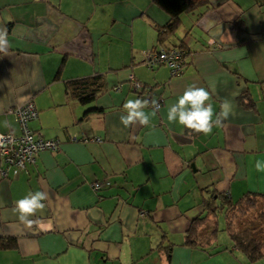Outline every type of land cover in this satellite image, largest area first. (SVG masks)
I'll list each match as a JSON object with an SVG mask.
<instances>
[{
  "label": "crops",
  "instance_id": "obj_1",
  "mask_svg": "<svg viewBox=\"0 0 264 264\" xmlns=\"http://www.w3.org/2000/svg\"><path fill=\"white\" fill-rule=\"evenodd\" d=\"M167 19L151 0H0L9 45L0 52V133H19L7 112L31 101L29 129L58 141L0 180V240L15 245L0 250V264H264L234 248L222 210L198 228L203 247L184 244L216 195H264L255 168L264 163V0H213L181 15L170 44L182 41L187 56L175 77L142 65L153 27ZM129 75L144 90L132 92ZM85 80L102 92L81 103ZM190 86L210 91L216 113L231 100L235 115L210 135L170 124L168 108ZM137 98L161 106L149 126L125 128L123 105ZM96 181L106 185L93 192ZM36 191L48 198L28 226L15 203Z\"/></svg>",
  "mask_w": 264,
  "mask_h": 264
},
{
  "label": "trees",
  "instance_id": "obj_2",
  "mask_svg": "<svg viewBox=\"0 0 264 264\" xmlns=\"http://www.w3.org/2000/svg\"><path fill=\"white\" fill-rule=\"evenodd\" d=\"M213 0H151L152 4L167 16V22L162 27L154 26L156 33V46L150 50L175 48L182 51V70L184 60L187 56L186 48L182 41L176 44H170L171 39L180 26V16L189 13L200 7H207ZM171 46H170V45ZM169 45V46H168ZM88 80H85L87 83ZM87 92H82L85 88ZM83 89L76 92V97L81 103L91 101L96 93L102 92V88L95 90L87 83L83 85ZM144 90V88L142 89ZM56 140V139H55ZM219 198V205H208L209 213L203 214L201 217L193 219L185 232L184 244L190 247L200 246L198 240V228L201 227L210 215L212 218L216 216L218 210H222L225 232L229 236L234 248L242 253L248 261H254L264 255V195L245 194L235 202H229L225 195H216ZM245 215L254 216L253 222L248 225L240 224L239 217ZM238 220V222H235ZM237 226H241L238 229ZM205 244L201 245L203 247ZM14 242L11 240H0V250L14 248Z\"/></svg>",
  "mask_w": 264,
  "mask_h": 264
},
{
  "label": "clouds",
  "instance_id": "obj_3",
  "mask_svg": "<svg viewBox=\"0 0 264 264\" xmlns=\"http://www.w3.org/2000/svg\"><path fill=\"white\" fill-rule=\"evenodd\" d=\"M8 46L6 32H0V52L6 53ZM211 100L212 95L209 90L204 87L190 86L168 108L167 120L170 124L178 123L191 132L210 135L214 125L219 126L222 121L235 115V106L231 100L224 99L220 104L218 113L215 112ZM149 104L152 106L151 113L145 111ZM123 108L126 114L120 117V122L125 128L136 124L147 127L151 117L155 116L159 110L160 105L155 99L149 101L137 98L127 100ZM255 168L257 172H264V163L257 160ZM47 198L45 192L36 191L17 200L15 210L19 214L20 222L31 226L34 221L30 217L43 211L45 208L43 201Z\"/></svg>",
  "mask_w": 264,
  "mask_h": 264
},
{
  "label": "built area",
  "instance_id": "obj_4",
  "mask_svg": "<svg viewBox=\"0 0 264 264\" xmlns=\"http://www.w3.org/2000/svg\"><path fill=\"white\" fill-rule=\"evenodd\" d=\"M182 51L175 48L148 50L143 54V67L152 71L158 66L166 67L172 77L182 74ZM128 84L132 92L141 91L144 86L131 75L128 76ZM161 106V102L158 101ZM10 114L19 129L17 135L11 132L0 133V180L6 179L7 173L11 170L12 176L16 177L20 172L25 171L28 164L33 162L34 157L42 151H54L58 141L55 139H44L35 135L28 127L29 122L37 118V111L31 101L14 106L9 109ZM98 142V139L93 140ZM106 185L104 181H96L90 184L93 192L98 191Z\"/></svg>",
  "mask_w": 264,
  "mask_h": 264
},
{
  "label": "rangeland",
  "instance_id": "obj_5",
  "mask_svg": "<svg viewBox=\"0 0 264 264\" xmlns=\"http://www.w3.org/2000/svg\"><path fill=\"white\" fill-rule=\"evenodd\" d=\"M254 218H255L254 216L245 215L244 217H239L238 220L241 219L240 224L248 225L249 222H253ZM238 220H235V222H238ZM240 227L241 226L239 227L237 226L238 229H241Z\"/></svg>",
  "mask_w": 264,
  "mask_h": 264
}]
</instances>
